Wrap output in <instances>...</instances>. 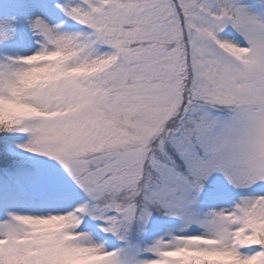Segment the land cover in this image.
<instances>
[{"label":"snow or ice","instance_id":"obj_1","mask_svg":"<svg viewBox=\"0 0 264 264\" xmlns=\"http://www.w3.org/2000/svg\"><path fill=\"white\" fill-rule=\"evenodd\" d=\"M0 264H264V0H0Z\"/></svg>","mask_w":264,"mask_h":264}]
</instances>
